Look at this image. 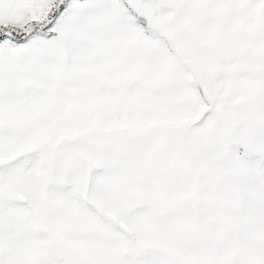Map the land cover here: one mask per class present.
Here are the masks:
<instances>
[{
  "label": "snow or ice",
  "instance_id": "6c2138e0",
  "mask_svg": "<svg viewBox=\"0 0 264 264\" xmlns=\"http://www.w3.org/2000/svg\"><path fill=\"white\" fill-rule=\"evenodd\" d=\"M0 264H264V0H0Z\"/></svg>",
  "mask_w": 264,
  "mask_h": 264
}]
</instances>
